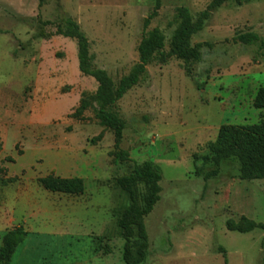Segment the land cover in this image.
<instances>
[{
	"label": "rangeland",
	"instance_id": "1",
	"mask_svg": "<svg viewBox=\"0 0 264 264\" xmlns=\"http://www.w3.org/2000/svg\"><path fill=\"white\" fill-rule=\"evenodd\" d=\"M210 1L0 0V245L7 229L27 232L9 264H126L119 220L130 197L116 180L145 161L159 167L161 192L144 217L138 264H264V228L227 225L264 224V179H241L235 158L199 175L193 167L221 124L264 118L253 106L264 85V0L213 11L191 39L202 45L199 61L152 56L113 106L127 160L115 161L113 132L95 118L97 82L79 71L76 40L57 32L75 21L88 40L86 69L105 70L116 88L138 65L148 31L163 34L167 52L178 9L196 14ZM247 32L257 39L237 40ZM82 98L90 103L76 116ZM48 174L80 177L84 191H48L37 182ZM134 188L141 202L144 185Z\"/></svg>",
	"mask_w": 264,
	"mask_h": 264
},
{
	"label": "trees",
	"instance_id": "2",
	"mask_svg": "<svg viewBox=\"0 0 264 264\" xmlns=\"http://www.w3.org/2000/svg\"><path fill=\"white\" fill-rule=\"evenodd\" d=\"M39 4L43 0H38ZM234 2L238 5L245 0H211L207 6L196 14H192L187 7L178 9V24L170 38V49L163 51L164 36L158 30L153 29L144 35L138 45L139 63L128 75L120 78L118 85L114 88L113 81L103 69H86L89 60L88 40L82 34L75 21L68 19L70 29L63 31L57 27L58 34L74 38L77 46V60L79 71L89 75L97 82L95 92L90 96L96 104L95 118L104 127L113 132L114 159L127 160L129 154L121 149L125 123L118 113L113 110L116 102L140 79L145 73L146 65L152 56L158 53L163 61L168 57L175 56L186 61H199L202 56L201 43L191 44L192 37L200 32L208 22L213 11L223 6L226 2ZM149 19L144 22L147 27ZM257 39L255 33H239L237 40L249 44ZM201 87V84H198ZM90 102L82 98L74 115L78 116L88 107ZM255 108H264V85L260 86L253 98ZM101 136L98 135V138ZM210 155L197 156L193 158V167L196 174H201L209 163L219 165L222 160L235 158L239 163V176L243 180L255 181L264 179V118L260 121L246 125L224 123L218 128L216 138L209 144ZM160 169L151 161H145L140 165H134L133 170L126 176L117 178L118 185L124 189L130 197V204L123 211L119 220L124 238V260L126 264H138L144 260L147 245V232L144 217L148 214L154 204L160 198L161 186ZM37 182L46 190L68 194H80L84 191V182L80 177H62L48 174L37 178ZM144 185L141 202L135 190L137 184ZM230 229L250 231L255 227L264 228L263 223H257L252 219L241 217L235 223L228 221ZM27 232L21 227L7 229L2 235L0 245V264H9L14 251L20 245ZM109 249L107 244L104 245ZM137 248L136 255H131V250Z\"/></svg>",
	"mask_w": 264,
	"mask_h": 264
},
{
	"label": "crops",
	"instance_id": "3",
	"mask_svg": "<svg viewBox=\"0 0 264 264\" xmlns=\"http://www.w3.org/2000/svg\"><path fill=\"white\" fill-rule=\"evenodd\" d=\"M4 232H5V231H4ZM4 232H3V233H4ZM2 235H3V234H2Z\"/></svg>",
	"mask_w": 264,
	"mask_h": 264
}]
</instances>
